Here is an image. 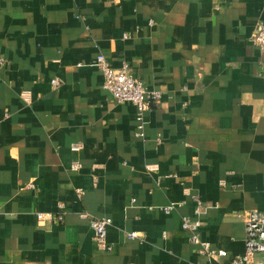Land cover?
Segmentation results:
<instances>
[{"label":"crops","instance_id":"obj_1","mask_svg":"<svg viewBox=\"0 0 264 264\" xmlns=\"http://www.w3.org/2000/svg\"><path fill=\"white\" fill-rule=\"evenodd\" d=\"M259 23L264 0H0V264H207L187 215L242 254L264 212ZM99 53L161 92L142 136Z\"/></svg>","mask_w":264,"mask_h":264},{"label":"built area","instance_id":"obj_2","mask_svg":"<svg viewBox=\"0 0 264 264\" xmlns=\"http://www.w3.org/2000/svg\"><path fill=\"white\" fill-rule=\"evenodd\" d=\"M251 42L259 48L264 49V24L259 23L251 37ZM6 63V59L0 56V66ZM94 65L104 75V87L109 89L118 103H133L136 106L137 136L143 135L145 125V113L150 109L152 103L158 102L162 96L158 90L150 89L146 83L136 77L128 63L120 67H114L103 53H99L95 59ZM55 87L61 85L58 78L52 79ZM74 164V167H78ZM78 192L82 193L79 189ZM60 208L64 206L59 203ZM174 204L164 207L169 212ZM199 213V206L196 209ZM53 216L46 213H38L40 219ZM62 214L56 218L62 219ZM245 251L242 254L229 255L224 249L212 247L210 241L204 240L200 234V220L190 216H184L182 221L183 229L189 231L190 239L193 243L199 245V252L208 255L211 260L207 264H264V212L249 211L245 213ZM112 224L110 217L93 218L90 220L93 231V239L96 245L102 249L111 250L112 247L107 240V230ZM137 236L136 232L128 233V237ZM230 256L229 260L224 261V257Z\"/></svg>","mask_w":264,"mask_h":264}]
</instances>
